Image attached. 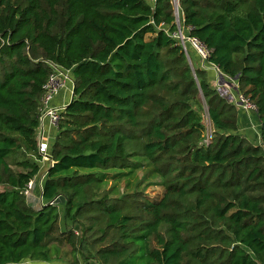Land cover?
I'll return each instance as SVG.
<instances>
[{
	"label": "trees",
	"instance_id": "trees-1",
	"mask_svg": "<svg viewBox=\"0 0 264 264\" xmlns=\"http://www.w3.org/2000/svg\"><path fill=\"white\" fill-rule=\"evenodd\" d=\"M179 4L182 29L212 51L204 64L257 108L264 144V0ZM177 31L174 0H0V264H52L63 244L84 263L264 264V147L239 133L238 105ZM53 64L71 71L73 96L36 209L25 190L42 171ZM142 169L159 202L120 194Z\"/></svg>",
	"mask_w": 264,
	"mask_h": 264
},
{
	"label": "built area",
	"instance_id": "built-area-1",
	"mask_svg": "<svg viewBox=\"0 0 264 264\" xmlns=\"http://www.w3.org/2000/svg\"><path fill=\"white\" fill-rule=\"evenodd\" d=\"M152 3H154L156 0H150ZM174 5H175V17H176V24L178 26V31L180 32V34L182 35V40L183 43L181 44V46L184 48V51L188 53L186 44H185V40H189L191 41L196 50L197 53L200 55V57L202 58V60L206 61L210 55H211V50L209 48H207L199 39L195 38V37H191L189 36L188 38H186L181 32H182V26H181V21H180V15H179V11L177 13V6L179 8L180 4H179V0H174ZM190 30V28H189ZM174 34H177L174 33ZM174 36V35H173ZM175 37V36H174ZM53 68V73L50 75V77L48 78L46 84L43 87L44 90V94L41 100V108H40V127L38 130V139L39 140V150H40V154L42 155V160L43 161H47L52 163L49 154H48V145L46 143L43 142V136L41 133V128L42 125L45 121H49L54 127L58 128V124L60 122L61 119V114L62 112L65 110V108L67 106H53L52 102L55 99V97L64 89L68 88V85L71 84L72 85V95H73V86H74V82L72 80V75H71V71L70 70H64L62 68H60L59 66L53 64L52 65ZM213 68H215L218 72H219V76H220V80H221V72L218 69V67H216L215 65H213ZM226 79V78H225ZM227 81L233 82L232 79L228 78L226 79ZM218 91L221 93V95L227 97L229 99L230 96H232L233 101L236 102V104L238 106H240L241 108H244L248 111H254L257 113V108L251 104L243 95H241L239 92H237V95L234 97V95L230 94L228 92L227 87H225L224 85H221L218 88ZM211 140V132L208 133L207 138H206V143H209ZM262 146L264 147V144L261 143ZM34 188V182L33 180L30 181L26 187L25 190V195L26 196H30V192L33 190Z\"/></svg>",
	"mask_w": 264,
	"mask_h": 264
},
{
	"label": "rangeland",
	"instance_id": "rangeland-1",
	"mask_svg": "<svg viewBox=\"0 0 264 264\" xmlns=\"http://www.w3.org/2000/svg\"><path fill=\"white\" fill-rule=\"evenodd\" d=\"M186 38L189 37V34L187 31L182 30L181 32ZM175 38L182 44V35L180 34L179 31H177V34H173ZM185 44L187 47V50L189 48L190 54L193 56V59L195 60L196 64H203L205 63L204 60L200 57V55L197 53V50L194 46V44L189 41L185 40ZM199 55H197V54ZM201 59H200V58ZM197 60V61H196ZM216 74L219 76V72L216 70ZM72 98V95H71ZM204 120L208 129V133L211 132V122L209 119V116L207 112L205 111L204 114ZM10 164L13 167L14 170L20 171L22 170L20 167L15 166L13 160H10ZM43 166V164H42ZM112 183H110L107 188H111ZM3 189L4 187H0ZM117 188L119 189L120 194L123 193H132L135 190L142 191L144 193V197L152 202H159L164 194H165V189L164 187L160 184V179L154 178L153 175L148 174V169H142L136 175L132 177H126L123 180L119 181L117 183ZM36 190L30 192V197L27 196L28 203H30L34 208L40 209L41 206L44 204L42 196H35ZM52 259L53 262L52 264H97L94 260L87 261V263L83 262V259L72 251V248L68 246L67 244L63 245H55L52 249Z\"/></svg>",
	"mask_w": 264,
	"mask_h": 264
},
{
	"label": "crops",
	"instance_id": "crops-1",
	"mask_svg": "<svg viewBox=\"0 0 264 264\" xmlns=\"http://www.w3.org/2000/svg\"><path fill=\"white\" fill-rule=\"evenodd\" d=\"M200 68L206 69L209 73V78L211 85L216 87L217 89L221 86V80L220 77L218 78V75L216 74V69L213 68V65L211 64H200ZM234 86H237V82H234ZM72 85L69 84L67 89L62 90L53 100L52 105L53 106H67L71 101V88ZM228 92L232 95H235L237 90H235L234 87L228 88ZM73 96V95H72ZM239 107L240 111V120H239V133L247 136L251 141H253L256 144L262 143V135H261V121L259 117L257 116V113L254 111H248L244 108ZM41 133L43 136V142L46 143L49 147L51 145L57 136V128L54 127L49 121H45L41 128ZM40 140V138H39ZM42 171L41 174L36 177V179L33 180L34 182V188L32 191L35 192V196L41 197V185L43 182V179L46 175L45 171L49 168L50 163L47 161H41ZM44 171V172H43ZM44 173V174H43ZM30 197V196H29Z\"/></svg>",
	"mask_w": 264,
	"mask_h": 264
},
{
	"label": "water",
	"instance_id": "water-1",
	"mask_svg": "<svg viewBox=\"0 0 264 264\" xmlns=\"http://www.w3.org/2000/svg\"><path fill=\"white\" fill-rule=\"evenodd\" d=\"M176 10H177V13H178V11H179L178 6H177ZM186 55H187V58L189 59V61L191 63L190 56H189V54L187 52H186ZM191 66H192V63H191ZM236 81H237V79L233 80V82L227 81L225 79V76L223 74H221V83H220V85H224L225 87H228V88L234 87L235 90H237L238 89L237 86H234V82H236ZM229 99L231 101H233L232 96H230ZM64 203H65V198L63 196H59V197H57L54 201H52L48 205H58V204H64Z\"/></svg>",
	"mask_w": 264,
	"mask_h": 264
}]
</instances>
